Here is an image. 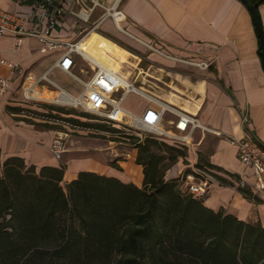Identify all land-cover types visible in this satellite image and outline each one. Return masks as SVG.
Returning <instances> with one entry per match:
<instances>
[{
	"label": "crops",
	"instance_id": "1",
	"mask_svg": "<svg viewBox=\"0 0 264 264\" xmlns=\"http://www.w3.org/2000/svg\"><path fill=\"white\" fill-rule=\"evenodd\" d=\"M31 1L0 0V7L16 10ZM55 2L69 10L79 9L74 0ZM95 9L93 6L89 18L95 27L106 33H115L111 18L102 15V11L94 12ZM117 9L122 13L121 19L114 23L117 29L145 45L149 51L148 59L163 64L158 69L165 70L169 75V80L164 82L166 87H153L154 91H150L155 100L129 92L123 97L122 107L140 115L147 106L158 110L160 103H163L175 118L167 124L162 120L163 128L173 129L177 113L184 112L196 117L201 125L220 132L217 135L206 129L195 128L187 144L162 139L167 144L188 149L187 155L184 153L183 156H177L176 161L165 169L164 178L184 176L186 187V175L195 172L197 167L201 153L198 147L203 137L209 136L213 146L204 160L212 165L208 169L215 176L224 178L229 184H221L215 178L207 194L201 198L204 205L215 212L231 214L245 222L259 223L264 227L262 192L252 188V169L240 162L237 146L228 139L240 138L249 133L264 145V67L259 38L248 8L241 0H119ZM257 10L264 32V2L257 6ZM78 31L73 16L67 15L62 25L53 28L51 35L73 40L77 38ZM115 47L112 46L110 50H116ZM85 48L90 50L87 45ZM60 55V49H43L34 36H24L21 45L16 46L13 34L0 35V60L16 64L23 70L22 74L14 73L0 62V75L10 80L9 90L0 94V165L7 157L18 156L26 165H34L37 170L44 165H64L63 186L75 179L78 172L92 171L140 187L143 173L142 166L135 163L136 152L132 160H123L118 164L121 170L111 164H100L90 159L74 158L61 163L59 157L51 151L55 135L51 126L31 122L16 109L21 108L19 102H16L19 97H12V93L20 95L19 87L23 82L28 85L33 83V86L44 72L66 92L73 95L82 92V84L57 67ZM201 61L209 62L208 67L200 68L194 64ZM26 76L30 78L25 80ZM61 79L70 80L73 85H63ZM129 96L143 98V104L135 111L125 105ZM243 112L247 119L245 124L240 119ZM196 131L201 133L202 139L194 142ZM81 164L97 168H87ZM239 179L260 200L247 197L236 189Z\"/></svg>",
	"mask_w": 264,
	"mask_h": 264
},
{
	"label": "trees",
	"instance_id": "2",
	"mask_svg": "<svg viewBox=\"0 0 264 264\" xmlns=\"http://www.w3.org/2000/svg\"><path fill=\"white\" fill-rule=\"evenodd\" d=\"M84 124L132 141L142 186L92 171L78 172L63 186L64 165L37 170L21 157H7L0 165V264H264V227L215 212L184 192L179 177L164 178L183 150L151 134L141 139L125 133L112 122ZM196 165L212 168L201 153ZM235 187L260 200L246 186Z\"/></svg>",
	"mask_w": 264,
	"mask_h": 264
},
{
	"label": "built area",
	"instance_id": "3",
	"mask_svg": "<svg viewBox=\"0 0 264 264\" xmlns=\"http://www.w3.org/2000/svg\"><path fill=\"white\" fill-rule=\"evenodd\" d=\"M118 1L116 0L106 12V15H110L115 24L122 17L121 11L117 9ZM92 10L93 7L88 10L83 8L76 11L69 10L61 3H56L55 0H32L30 4L16 10L0 7V35L13 34L16 46L21 45L24 36H34L39 40L43 49L61 50L56 65L82 84V92L78 95L70 94L53 80L47 78L46 75H43V79L58 89L55 100L59 104L74 107L79 105L86 112L96 115L103 121L138 128L159 139H168L181 144L190 142L195 128L206 129L220 135V132L201 125L196 117L184 112L177 113V120L173 123V129L163 128L161 125L163 115L165 111L169 110V107L163 103H160L158 110L147 106L140 115H135L124 109L121 102L129 92L148 96L151 100H155V98L142 84H137L136 79L129 80L128 75L92 61L83 51L79 50L78 44L84 37L71 40L51 35L53 28L56 25H62L67 15L73 16L75 24L79 27L78 35H80L85 30L84 27L89 21ZM106 15L104 14L105 17ZM77 57L86 60L92 69V74L87 79L73 73V68L77 65ZM0 62L6 64L14 73H23V70L16 64L4 60H0ZM194 64L200 68H207L209 62L201 61ZM29 78L26 76L25 80ZM32 84L22 86L25 97L29 96ZM9 87V78L0 75V94L7 92ZM240 119L243 124L246 123L245 112L240 115ZM228 139L237 146L240 162L252 169L254 176L252 188L262 192L260 196L264 198V145L249 133H245L240 138L229 137ZM51 151L56 157L60 156L62 151L61 138L53 139ZM214 179L210 169L195 170V172L186 175V192L194 197L202 198L209 191ZM236 185L244 186L245 183L239 179Z\"/></svg>",
	"mask_w": 264,
	"mask_h": 264
},
{
	"label": "rangeland",
	"instance_id": "4",
	"mask_svg": "<svg viewBox=\"0 0 264 264\" xmlns=\"http://www.w3.org/2000/svg\"><path fill=\"white\" fill-rule=\"evenodd\" d=\"M74 1L77 5H79V9L83 8L88 10L94 5L96 7L94 12L100 13L102 11V15H106L107 9L111 8L116 0ZM108 17L111 18L110 15H108ZM111 20L115 33L110 34L103 32V30L96 28L95 24L91 21V19H89L84 27L85 30L82 31V33L78 35L76 39L85 37L82 44L87 45L90 51H94L96 56L107 67L113 68L124 75H128L130 78L129 80L136 79V83L142 84V86H144L148 92L154 91L153 87H166L164 82L169 80V75L165 70L158 69V67L163 64L148 59L147 56L149 51L146 50L147 47L138 40H135L124 33L122 30L117 29L112 18ZM121 27L126 29L122 24ZM115 45L118 46V50L120 51L117 50V46L115 47ZM112 46L115 47L116 50H110ZM73 73L83 79H87L92 74V69L86 60L82 59L81 57H77V65ZM26 74L27 71H25V75ZM41 75H46V77L49 78L47 72H44ZM41 75V79L39 77V80L36 81L32 88H30L29 96L32 95V97L24 96L22 86L28 85V83L24 84V82L19 87L21 88V94L17 95L15 92H13L12 97H19L16 102H19L18 104L22 108V110L19 111L20 115L24 116L29 121L31 120V122L49 124L51 126L50 128L55 132L53 139H62V151L59 156L61 163H65L67 160L75 158L90 159L100 164L119 166L118 164H120V162L123 160H132L133 154L136 152V148L134 147V144L131 140L123 137L124 135H120L122 133L98 131L92 126L85 125L84 122L91 124L107 122L101 120L94 114L91 115H94L97 118H88L79 115L82 113H88L79 105L74 107L71 105H62L56 102L55 96L58 92L49 91L58 89L46 79H43ZM60 81L66 86L73 85L72 81L67 79H61ZM77 93H75V95H77ZM44 103L60 106L68 110L74 109L76 110L77 114H58L56 111L49 112L44 106L40 105ZM142 104L143 98L135 96H129L125 103L128 108L134 111L137 110ZM68 116L78 119L81 123H74L66 119H61ZM173 119L175 118L172 112L166 111L163 116V122L167 124ZM109 126L122 130L125 133L139 136L141 139L149 134L148 132L141 129L126 127L122 124H110ZM36 127L47 128L48 126ZM199 139H202V135L199 131H196L193 136V141L196 142ZM212 146V138L205 136L203 137L198 149H200L203 156H206V154L212 149ZM163 148L164 147L161 146V149ZM181 150H183V152L187 155V147L181 148ZM80 166L87 168H97L90 164H81ZM125 166L127 171V165ZM195 170H200V168L195 167ZM179 184L180 188L186 192L187 190L184 184V179H181V176H179ZM141 186L142 185H140V187Z\"/></svg>",
	"mask_w": 264,
	"mask_h": 264
},
{
	"label": "water",
	"instance_id": "5",
	"mask_svg": "<svg viewBox=\"0 0 264 264\" xmlns=\"http://www.w3.org/2000/svg\"><path fill=\"white\" fill-rule=\"evenodd\" d=\"M243 4L248 8L249 12L251 13L254 26L257 32V36L259 38L260 43V56L262 59V62L264 64V32L262 28V24L260 21L259 13L257 10L256 4L251 3L249 0H241Z\"/></svg>",
	"mask_w": 264,
	"mask_h": 264
},
{
	"label": "bare ground",
	"instance_id": "6",
	"mask_svg": "<svg viewBox=\"0 0 264 264\" xmlns=\"http://www.w3.org/2000/svg\"><path fill=\"white\" fill-rule=\"evenodd\" d=\"M85 38V37H84ZM84 38L79 42L78 49L83 51L92 61L97 62L98 64L102 66H106L97 56L96 54L90 52L87 48H85V45L82 44ZM107 67V66H106ZM110 68V67H109Z\"/></svg>",
	"mask_w": 264,
	"mask_h": 264
}]
</instances>
